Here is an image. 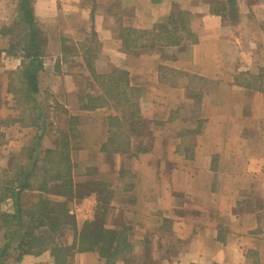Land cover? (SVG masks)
<instances>
[{"label":"crops","instance_id":"obj_1","mask_svg":"<svg viewBox=\"0 0 264 264\" xmlns=\"http://www.w3.org/2000/svg\"><path fill=\"white\" fill-rule=\"evenodd\" d=\"M23 2L37 32L42 127L27 118L33 102L19 105L14 90L29 39ZM179 11L194 38L179 29L167 45L153 27ZM0 60V169L23 161L42 131L43 149L75 135L70 174L83 196L67 198L50 183L22 191L24 208L41 195L80 226L105 207L104 227L130 244L114 264H264V0H234L233 8L227 0H0ZM117 71L141 107L142 125L133 122L130 138L119 133L117 141L129 139L126 153L102 150L109 118L125 106L85 109ZM47 96L60 114L55 131ZM68 231L63 244L72 243L63 241ZM4 264L54 260L44 248ZM66 264L107 263L97 251L73 250Z\"/></svg>","mask_w":264,"mask_h":264},{"label":"trees","instance_id":"obj_2","mask_svg":"<svg viewBox=\"0 0 264 264\" xmlns=\"http://www.w3.org/2000/svg\"><path fill=\"white\" fill-rule=\"evenodd\" d=\"M227 1L230 8H233L234 0ZM21 6L19 19L26 25V34L29 39L24 45L26 60L22 63L20 72L17 73V87L16 85V88L14 87L15 94H17L16 103L22 106L32 101L36 113L30 111L27 118L31 119V125L42 127L43 115L38 106L37 73L41 69V61L36 43L37 32L31 8H28L26 2H23ZM184 14L188 13L184 11H179L177 14L172 13L169 22L153 27L160 38L162 37L163 43L172 44L179 29L188 32L191 38H194L192 31L187 26L184 27L189 22L185 19ZM150 45L154 46V44ZM11 49H13L12 46ZM117 75L118 81L111 82L108 88L102 87L101 94L94 97L87 96L88 104L85 109H93L97 105L112 104L118 110L119 105L125 106L124 109H119L120 116L109 118V125L112 128L109 130L110 136L102 146V150L126 153L127 146L130 144L128 143L129 139L117 141L119 133L123 135L129 131L127 137L130 138L131 131H134V124L142 125V122L139 121L141 107L137 101L139 91L129 86L123 72L117 71ZM36 120H40L41 124H36ZM0 124H2L1 120ZM42 134L43 131L37 134L31 144L23 149L21 155L24 157L23 161L12 164L10 169H0V264H4L5 259L11 256L19 261L22 256L37 254L44 248L50 249L54 264H66L73 250L97 251L107 264H114L118 258L127 253L130 244L127 243L126 237L121 232L104 227L105 207H97L96 217L93 221H85L77 226L64 205L45 200L41 195L35 197L31 207L24 208L22 206L20 202L22 191L31 189L47 191L50 183H53L52 189L67 198L83 196L81 189L77 187L76 190L74 189L70 174L72 166L68 146L69 139L75 135L64 134L60 138L57 148L43 149L39 144ZM0 136L2 135L0 134ZM89 185V183H83L79 187L88 190L90 189ZM101 191L99 190V193ZM7 202L9 209L1 210L2 204ZM41 227H47L51 234H39L38 231ZM66 230L73 231L71 244L61 242V237Z\"/></svg>","mask_w":264,"mask_h":264},{"label":"rangeland","instance_id":"obj_3","mask_svg":"<svg viewBox=\"0 0 264 264\" xmlns=\"http://www.w3.org/2000/svg\"><path fill=\"white\" fill-rule=\"evenodd\" d=\"M261 1H263V0H261ZM263 3V2H262ZM192 19H196V18H191L190 20H192ZM21 30L20 29H17L16 31H15V33H18V32H20ZM24 33V32H23ZM164 33V32H163ZM163 33L161 34V36L163 35ZM10 38H11V40H12V38H14L13 36H10ZM146 39H148V38H146ZM160 39V38H159ZM161 40H163L162 39V37H161ZM149 41H150V37H149ZM5 67V65L4 64H2V62H1V60H0V71L3 69ZM192 84H193V86L196 84V86H199V82H197V81H192ZM204 86H205V84H204ZM48 98L46 99V102H47V104H49L52 108H54V110H50V109H47V111H46V113H47V119H48V121H47V123L48 124H50V125H54V123H56V118L57 117H59L60 116V114H58V113H56V112H58V111H56L55 110V106H54V104H53V98H51L50 96H47ZM50 111H51V113H50ZM63 117V116H62ZM61 118V117H60ZM51 130L52 131H55V130H57V128L55 127V126H53V128H51ZM0 140H1V138H0ZM72 232L69 230L68 231V236L67 237H64L63 238V241L64 242H69V241H71V239H72ZM48 242V241H47ZM50 242V241H49Z\"/></svg>","mask_w":264,"mask_h":264}]
</instances>
